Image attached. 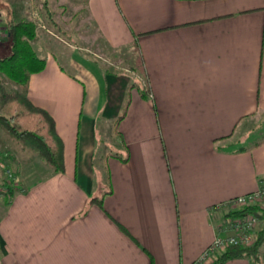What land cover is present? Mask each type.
<instances>
[{"label": "crops", "instance_id": "1", "mask_svg": "<svg viewBox=\"0 0 264 264\" xmlns=\"http://www.w3.org/2000/svg\"><path fill=\"white\" fill-rule=\"evenodd\" d=\"M82 2L96 39L137 44L150 91L129 86L126 105V81L38 31L28 92L56 119L65 169L2 137L18 190L8 201L0 182V264H190L217 235L214 206L264 185V0ZM7 30L0 17V42Z\"/></svg>", "mask_w": 264, "mask_h": 264}, {"label": "trees", "instance_id": "2", "mask_svg": "<svg viewBox=\"0 0 264 264\" xmlns=\"http://www.w3.org/2000/svg\"><path fill=\"white\" fill-rule=\"evenodd\" d=\"M45 6L48 21L57 24L55 11L50 9L47 0H45ZM7 33L12 41V53L0 55V100L4 101L3 110L0 113V127L21 144L36 150L55 171H63L65 146L62 136L57 131L56 119L47 108L34 103L28 92L31 75L42 70L46 65L45 57L34 46L38 34V23L29 16L19 19L10 18ZM132 50L134 65L143 72L142 58L137 51V44L133 45ZM5 82L16 84L17 89H10L4 84ZM138 88L144 95L149 94L148 82L142 86L139 84ZM124 112L125 109L117 117L116 129ZM0 159L7 160L2 155ZM6 186L8 190L3 191L4 193L0 192L9 195L8 201H11L18 189L11 181L6 183ZM92 200L103 205L102 197L93 196ZM263 243L264 227L259 229L254 244L230 245L225 251L217 253L215 261L211 264H224L230 258L241 256L248 258L252 264H260Z\"/></svg>", "mask_w": 264, "mask_h": 264}, {"label": "rangeland", "instance_id": "3", "mask_svg": "<svg viewBox=\"0 0 264 264\" xmlns=\"http://www.w3.org/2000/svg\"><path fill=\"white\" fill-rule=\"evenodd\" d=\"M47 2L49 3V7L53 11L57 12H55V18L57 19V24L60 25L59 27H56L53 23L48 21L47 12L45 10V0H0V17H4L8 23L10 18L19 19L29 16L30 18L37 21L38 31H48V33L52 35V38H57L52 39L53 42L56 40L63 44H68L67 42H70V44H73V46L78 45L84 47L85 49L82 52L86 56H90L110 72H113L119 76L117 81V86H119L118 91L122 90L124 81L127 82L128 90L126 99L128 100L129 89L131 88V93L134 94L138 85H143V81L139 75L142 73L136 68L133 62V50L129 48L112 49L108 45L104 44V41L102 43L100 39H96L94 33L95 30L93 29V24L90 21L86 4L85 2H82V0H47ZM36 13L37 17L35 16ZM63 38L67 42L62 40ZM2 40L3 41L0 42V55L11 54V38L9 36H5ZM35 41L34 46L39 53H42L44 47L40 43H35ZM1 43L5 44L2 45ZM4 84L10 89H17V86L14 83L5 82ZM3 106L4 101L0 100V113L3 110ZM260 121L264 123V118L260 119ZM260 121L256 123V126L263 128L262 130L264 131V124H258ZM0 133V156L2 155L7 159L10 157L11 152L5 148L2 137L7 136L13 141L17 140L8 135L1 127ZM4 162L9 161L6 160ZM10 164L13 163L10 162ZM1 165L3 164H0V182L3 183L7 179H10V181L13 182V172L11 171V167L9 169L8 167ZM3 187V190L7 191V186Z\"/></svg>", "mask_w": 264, "mask_h": 264}, {"label": "built area", "instance_id": "4", "mask_svg": "<svg viewBox=\"0 0 264 264\" xmlns=\"http://www.w3.org/2000/svg\"><path fill=\"white\" fill-rule=\"evenodd\" d=\"M214 207L221 213L217 235L209 247L190 264H211L216 254L225 251L230 245H251L256 242L259 229L264 227V185L220 201Z\"/></svg>", "mask_w": 264, "mask_h": 264}]
</instances>
